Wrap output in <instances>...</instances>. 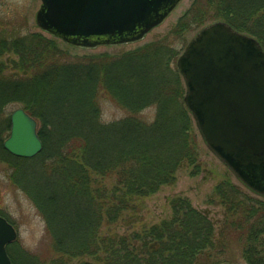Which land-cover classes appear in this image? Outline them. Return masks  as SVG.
<instances>
[{
	"label": "trees",
	"instance_id": "1",
	"mask_svg": "<svg viewBox=\"0 0 264 264\" xmlns=\"http://www.w3.org/2000/svg\"><path fill=\"white\" fill-rule=\"evenodd\" d=\"M207 22L255 38L264 51V0H193L165 37L121 55L80 57L53 37L0 23V163L45 222L50 264H219L212 254L226 247L228 229L243 241L246 263L259 264L264 204L228 180L213 192L227 215L218 245L212 222L187 198L170 200L171 219L159 225L142 217L179 170L199 172V135L176 62L183 35ZM104 101L123 117L103 123ZM11 105L37 122L42 152L33 159L3 149ZM119 226L123 235L109 231Z\"/></svg>",
	"mask_w": 264,
	"mask_h": 264
},
{
	"label": "water",
	"instance_id": "2",
	"mask_svg": "<svg viewBox=\"0 0 264 264\" xmlns=\"http://www.w3.org/2000/svg\"><path fill=\"white\" fill-rule=\"evenodd\" d=\"M182 0H41L36 24L84 49L132 44L160 26ZM185 105L208 150L248 190L264 198V52L224 23L202 29L177 61ZM3 149L20 159L42 151L37 123L24 110L10 116ZM17 234L0 218V264Z\"/></svg>",
	"mask_w": 264,
	"mask_h": 264
},
{
	"label": "rangeland",
	"instance_id": "3",
	"mask_svg": "<svg viewBox=\"0 0 264 264\" xmlns=\"http://www.w3.org/2000/svg\"><path fill=\"white\" fill-rule=\"evenodd\" d=\"M193 0H183L177 9L165 22L155 30H152L143 41L116 46H101L95 49L73 48V55L85 57L89 55L110 54L121 55L132 51L148 43L162 39L177 24L183 14L188 11ZM41 8V0H0V23L11 22L24 33H39L46 38L51 36L41 31L36 24V15ZM207 22L199 29H193L183 35L184 47L179 57L184 52L189 42L204 28L215 24ZM64 48V46L61 44ZM178 57V59H179ZM177 59V61H178ZM15 56H6L3 61L7 63L15 61ZM177 65V62H176ZM102 108V122L105 124L117 121L123 114L115 109L109 101H104ZM18 105L8 106L5 112L6 118L16 110ZM148 117L154 115V110L146 112ZM10 130V129H9ZM9 133L5 134L4 140ZM199 172L192 175V169L183 168L177 173V181L173 187L162 188L156 195L152 196L145 203V211L142 214L144 223L148 226H156L171 219L172 211L169 205L170 200L176 197L187 198L191 206L206 215L214 226L217 245L220 242L219 235L226 230V210L213 198V192L217 185L223 181H230L237 186L241 192L250 196L253 200L264 204V199L255 196L245 189L228 171V169L207 149L199 138ZM12 171L5 163H0V217L6 219L16 230V241L8 246V253L14 264H50L52 262L51 243L46 235L44 220L40 217L34 205L26 197L24 192L15 187L10 180ZM126 229L119 226L109 231L123 235ZM227 233L226 247L218 246L212 256L216 257L219 264H247L243 259V241L233 232ZM256 261L264 263V234L255 243ZM29 259L25 258L24 254Z\"/></svg>",
	"mask_w": 264,
	"mask_h": 264
}]
</instances>
